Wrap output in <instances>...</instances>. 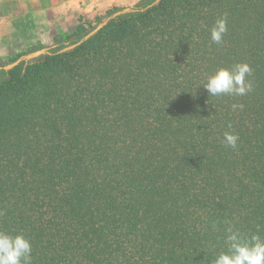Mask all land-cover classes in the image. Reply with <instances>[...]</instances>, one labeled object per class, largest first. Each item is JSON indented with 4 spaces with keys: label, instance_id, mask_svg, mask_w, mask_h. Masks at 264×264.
Here are the masks:
<instances>
[{
    "label": "trees",
    "instance_id": "obj_1",
    "mask_svg": "<svg viewBox=\"0 0 264 264\" xmlns=\"http://www.w3.org/2000/svg\"><path fill=\"white\" fill-rule=\"evenodd\" d=\"M154 1L0 66V229L33 264H213L229 227L264 237V0ZM236 63L252 91L210 96Z\"/></svg>",
    "mask_w": 264,
    "mask_h": 264
},
{
    "label": "clouds",
    "instance_id": "obj_2",
    "mask_svg": "<svg viewBox=\"0 0 264 264\" xmlns=\"http://www.w3.org/2000/svg\"><path fill=\"white\" fill-rule=\"evenodd\" d=\"M227 32V15L217 19L211 28L210 37L213 43L220 44ZM252 68L248 63H236L230 68H220L207 78L204 88L210 96L223 94L243 96L252 91L248 80ZM243 108V105H233ZM231 128V125H229ZM223 143L235 149L239 140L238 134L225 132ZM226 249L221 251L213 264H264V237L259 234L250 236L239 230L227 229ZM0 264H33L32 245L23 233L11 234L0 229Z\"/></svg>",
    "mask_w": 264,
    "mask_h": 264
},
{
    "label": "crops",
    "instance_id": "obj_3",
    "mask_svg": "<svg viewBox=\"0 0 264 264\" xmlns=\"http://www.w3.org/2000/svg\"><path fill=\"white\" fill-rule=\"evenodd\" d=\"M31 8L22 9L18 12L21 17L31 18L33 15L41 18L43 26L38 30L33 24L28 32L33 35L34 41L45 42L50 37L63 32L72 31L78 25L77 16L79 14H92L100 10L109 9L112 6L130 5L141 0H27ZM33 8V10H32ZM37 23V22H36ZM41 24V25H42ZM27 32V35H28ZM29 35V36H31ZM15 37V36H14ZM14 42V41H13ZM6 40L0 39V50L7 49ZM19 48L20 45H17Z\"/></svg>",
    "mask_w": 264,
    "mask_h": 264
},
{
    "label": "rangeland",
    "instance_id": "obj_4",
    "mask_svg": "<svg viewBox=\"0 0 264 264\" xmlns=\"http://www.w3.org/2000/svg\"><path fill=\"white\" fill-rule=\"evenodd\" d=\"M117 7L125 8L130 7V5H120ZM23 8L26 10L31 8L30 3L27 0H0V39L4 38L6 40V46L11 45L7 49L0 50V66L13 61L11 58L18 54L24 55L30 51L52 45L53 39L49 35H47L49 40L45 42L34 41L33 35H31L33 32L29 34L28 30L33 27V24H37L35 27H38L37 29L40 30L41 26L44 25L42 24L43 21H41V18L36 15H33L31 18L21 17L18 12H22ZM106 10L107 9L100 10L92 14H79L77 16V23L92 22L94 25L96 23L98 24V21H95V17L102 15ZM74 29L72 31H74ZM72 31L63 32V34L70 33ZM61 34L62 33H60V35ZM17 45H20V47L18 48Z\"/></svg>",
    "mask_w": 264,
    "mask_h": 264
},
{
    "label": "water",
    "instance_id": "obj_5",
    "mask_svg": "<svg viewBox=\"0 0 264 264\" xmlns=\"http://www.w3.org/2000/svg\"><path fill=\"white\" fill-rule=\"evenodd\" d=\"M158 0H155V2H157ZM129 11V8L128 7H125L123 8L122 10L120 11H116L115 13H113L111 16H107L105 18H103L100 22H98V24L93 27L87 34H85L81 39L75 41V42H72L68 45H66L62 51H65V50H69V49H72L74 48L75 46H77L78 44H80L81 42H83L84 40L88 39L90 36H92L94 33H96L99 29L102 28V26H104L108 20L113 17V16H117L123 12H128ZM49 51H48V48L47 47H44V48H40V49H36V50H33V51H30L24 55H21L19 56L18 58H16L15 60L11 61L10 63L6 64L3 66L4 69H9V68H12L18 64H27V63H31L33 61H35L36 59H38L39 57L47 54Z\"/></svg>",
    "mask_w": 264,
    "mask_h": 264
}]
</instances>
